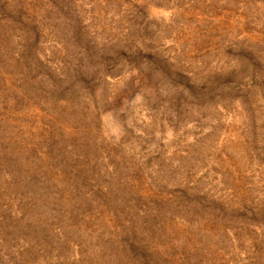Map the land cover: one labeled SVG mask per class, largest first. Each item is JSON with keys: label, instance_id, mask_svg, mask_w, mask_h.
<instances>
[{"label": "rangeland", "instance_id": "rangeland-1", "mask_svg": "<svg viewBox=\"0 0 264 264\" xmlns=\"http://www.w3.org/2000/svg\"><path fill=\"white\" fill-rule=\"evenodd\" d=\"M0 264H264V0H0Z\"/></svg>", "mask_w": 264, "mask_h": 264}]
</instances>
